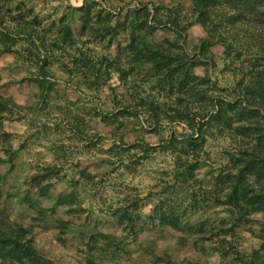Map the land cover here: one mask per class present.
<instances>
[{
	"label": "clouds",
	"instance_id": "9594fccd",
	"mask_svg": "<svg viewBox=\"0 0 264 264\" xmlns=\"http://www.w3.org/2000/svg\"><path fill=\"white\" fill-rule=\"evenodd\" d=\"M0 264H264V0H0Z\"/></svg>",
	"mask_w": 264,
	"mask_h": 264
}]
</instances>
